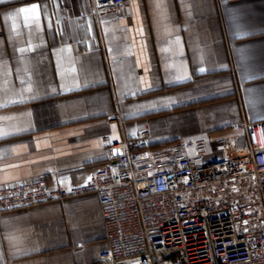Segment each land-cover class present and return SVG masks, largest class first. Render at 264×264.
<instances>
[{"label": "crops", "instance_id": "0c3cea01", "mask_svg": "<svg viewBox=\"0 0 264 264\" xmlns=\"http://www.w3.org/2000/svg\"><path fill=\"white\" fill-rule=\"evenodd\" d=\"M241 120L264 121V0H124L119 16L0 0V185L82 183L120 153L106 136L212 148ZM106 247L92 192L0 214V264H96Z\"/></svg>", "mask_w": 264, "mask_h": 264}, {"label": "built area", "instance_id": "2783aa9c", "mask_svg": "<svg viewBox=\"0 0 264 264\" xmlns=\"http://www.w3.org/2000/svg\"><path fill=\"white\" fill-rule=\"evenodd\" d=\"M123 3L92 0L117 16ZM232 130L212 148L205 137L152 148L148 129L119 143L106 136L120 153L85 181L0 185V214L92 192L107 243L96 264H264V121Z\"/></svg>", "mask_w": 264, "mask_h": 264}, {"label": "snow or ice", "instance_id": "6c2138e0", "mask_svg": "<svg viewBox=\"0 0 264 264\" xmlns=\"http://www.w3.org/2000/svg\"><path fill=\"white\" fill-rule=\"evenodd\" d=\"M22 12L29 11V9H21ZM31 11H35V8L31 9Z\"/></svg>", "mask_w": 264, "mask_h": 264}]
</instances>
